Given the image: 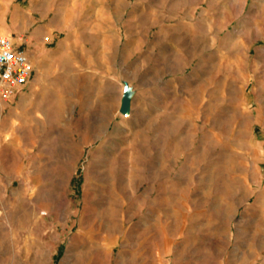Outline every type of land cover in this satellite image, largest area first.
Segmentation results:
<instances>
[{"label": "rangeland", "instance_id": "obj_1", "mask_svg": "<svg viewBox=\"0 0 264 264\" xmlns=\"http://www.w3.org/2000/svg\"><path fill=\"white\" fill-rule=\"evenodd\" d=\"M2 34L0 264H264V0H0Z\"/></svg>", "mask_w": 264, "mask_h": 264}, {"label": "built area", "instance_id": "obj_2", "mask_svg": "<svg viewBox=\"0 0 264 264\" xmlns=\"http://www.w3.org/2000/svg\"><path fill=\"white\" fill-rule=\"evenodd\" d=\"M19 38L13 34L0 35V99L7 101L22 92L34 73Z\"/></svg>", "mask_w": 264, "mask_h": 264}, {"label": "water", "instance_id": "obj_3", "mask_svg": "<svg viewBox=\"0 0 264 264\" xmlns=\"http://www.w3.org/2000/svg\"><path fill=\"white\" fill-rule=\"evenodd\" d=\"M129 99H130V94L129 92H126L123 96L122 104H121V112L124 114H127L129 112Z\"/></svg>", "mask_w": 264, "mask_h": 264}, {"label": "bare ground", "instance_id": "obj_4", "mask_svg": "<svg viewBox=\"0 0 264 264\" xmlns=\"http://www.w3.org/2000/svg\"><path fill=\"white\" fill-rule=\"evenodd\" d=\"M117 5V4H116ZM11 14H14V13H11ZM119 18V17H118ZM22 23V22H21ZM121 23V22H120ZM10 24L11 25H13L14 24V22H13V18H12V15H11V19H10ZM52 56H51V58H53V57H55L53 54H51Z\"/></svg>", "mask_w": 264, "mask_h": 264}, {"label": "crops", "instance_id": "obj_5", "mask_svg": "<svg viewBox=\"0 0 264 264\" xmlns=\"http://www.w3.org/2000/svg\"><path fill=\"white\" fill-rule=\"evenodd\" d=\"M35 48H36V51H39V50H41V49H42V46H41V45H39V44H37Z\"/></svg>", "mask_w": 264, "mask_h": 264}]
</instances>
